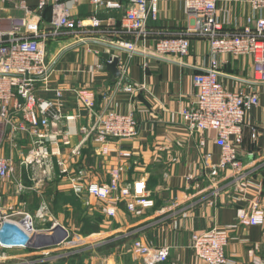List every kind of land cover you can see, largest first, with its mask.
Listing matches in <instances>:
<instances>
[{
	"label": "crops",
	"instance_id": "obj_1",
	"mask_svg": "<svg viewBox=\"0 0 264 264\" xmlns=\"http://www.w3.org/2000/svg\"><path fill=\"white\" fill-rule=\"evenodd\" d=\"M112 1L121 3L123 8H103L97 15L99 27L90 26L94 16L90 0L7 2L1 15L24 17L26 10L36 12L44 2L45 8L38 13L44 31L50 26L53 5L64 3L74 17L86 21L87 28L79 34L61 35L48 42V62L54 71L49 82L50 91L39 85L38 95L42 99L55 100L56 91H62L61 113L76 117L70 123L63 121L58 127L71 141V146L66 147L60 140L58 148L71 159L74 168H85L92 180L110 183L111 169L126 162L128 170L124 181L134 183L145 179L155 206L137 214H130L121 206L117 217H107L102 222L100 232L83 234L77 219L88 214L91 217L92 202L87 205L56 176L44 187L34 188L35 183L30 180L33 171H27L22 165L30 150L31 137L23 136L16 146L6 140L1 153L13 161L15 174L10 180L0 182L3 213L12 215L24 211L35 216L46 206L49 217L45 221L35 218V240L29 248H0L3 259L0 264H144L132 250L136 239L151 247H169L170 256L162 264H205L193 250L192 238L214 227L229 232L226 248L229 264H264V225L244 227L237 224L239 212L250 209L253 202L260 201L264 208V85L249 82L254 73L252 58L217 57L220 82L231 92L258 93L260 104L248 114L243 129L241 160L245 177L240 179L232 171H225L213 182L211 167L221 159L214 134L191 132L180 115V111L196 99L194 76L210 67L212 58L208 42L192 37L189 56L156 58L154 45L158 38L186 33L194 25L184 0H158L159 18L150 23L155 38L148 45V55H131L118 47L119 41L129 39L121 32L129 0ZM251 14L249 0L218 2V16L227 29L244 26ZM115 58L120 62L119 79L107 68ZM120 82H123L121 88ZM126 85H133L137 90L134 94L127 93L123 90ZM83 90L94 94L97 113L134 112L138 137L111 141L106 157L96 154L92 142L82 146L79 156H72V149L81 143L79 129L94 121L77 98L76 92ZM6 131L8 136L10 129ZM50 147L56 148V145ZM120 151H131L132 159H120ZM67 195L72 199H67ZM60 209L73 215L77 211L79 217L75 221L73 217L63 219ZM8 233L5 231L1 235L3 240L16 238L15 235L14 238L7 236ZM119 240L127 242L98 251L99 247Z\"/></svg>",
	"mask_w": 264,
	"mask_h": 264
},
{
	"label": "built area",
	"instance_id": "obj_2",
	"mask_svg": "<svg viewBox=\"0 0 264 264\" xmlns=\"http://www.w3.org/2000/svg\"><path fill=\"white\" fill-rule=\"evenodd\" d=\"M18 1L21 3L22 0H0V182L10 180L15 174L13 161L1 153L4 142L10 140L16 146L23 136L28 135L31 137L30 150L22 160V165L27 171H33L30 180L35 183L34 188L44 187L46 182L56 176L67 184L76 197L85 200L87 205L93 200L102 203L103 213L109 218L117 217L122 203L130 214L152 209L155 202L150 197L146 180L134 183L124 181L123 176L128 170L126 162L111 169L110 183L92 180L85 168H74L71 159L58 148L60 140L64 146H71V141L64 137L58 127L63 121L70 123L76 117H66L61 113L62 91H56L55 100L42 99L38 95L39 85L50 91L49 82L54 71L48 62V42L61 35L79 34L87 28L86 21L74 17L71 9L64 3L53 5L50 26L44 31L38 14L45 8L44 2L36 12L26 10L24 17L1 15L7 2ZM218 2L219 0H184L186 11L194 18V25L186 33L161 36L154 45V56L166 59L169 56H189L192 37L208 42L212 58L210 67L194 76L196 99L184 107L180 115L191 132L214 134L221 159L211 167L213 182L225 171H232L240 179L245 177L241 160L243 129L248 114L260 104L258 93L231 92L220 82L221 70L217 57L229 55L252 58L254 73L249 82L264 85V0H249L252 14L246 19L244 26L233 30L221 23ZM90 3L94 9V16L90 20V26L93 27L100 26L97 15L103 8H123L121 3L112 0H90ZM159 12L158 0H129L121 30L129 39L119 41L118 47L131 55L147 54L148 45L155 38L150 23L158 20ZM122 86L123 82H120L119 88ZM123 90L134 94L137 89L133 85H126ZM76 95L94 121L79 129L81 143L72 149V156H79L82 146L92 142L96 154L106 157L111 141L138 137V121L134 112L97 113L95 96L91 91H77ZM6 128L10 129L8 136ZM51 145H56V148H51ZM119 157L128 161L132 159L133 153L120 151ZM15 216L20 218L16 219ZM48 217L49 210L46 206H42L35 216L24 211L5 214L0 196V248H29L35 240V218L45 221ZM237 224L244 227L263 226L264 208L261 202L255 201L250 209H242L238 214ZM5 231L9 232L7 236L15 235L16 238L13 236V240H3L1 235ZM192 240L193 250L205 264H229L226 256L228 230L214 227L194 234ZM132 250L144 264H162L170 256L169 247H151L140 239L133 242ZM1 260L3 259L0 258Z\"/></svg>",
	"mask_w": 264,
	"mask_h": 264
},
{
	"label": "trees",
	"instance_id": "obj_3",
	"mask_svg": "<svg viewBox=\"0 0 264 264\" xmlns=\"http://www.w3.org/2000/svg\"><path fill=\"white\" fill-rule=\"evenodd\" d=\"M66 198L67 199H69V198L72 199V197L70 195H67ZM121 206H125L126 207V205L124 203H122L120 205V208H121ZM78 207H79L80 211L83 213V209L80 208V205ZM104 215L105 214L103 213V217H104ZM102 222L100 221L99 217L97 215H94L93 213H92L91 217L89 216V214H88L87 217H83L82 219L79 217V224L82 225L81 232L83 234H90V233H95V232L98 233V232H100ZM124 242H127V241L119 240V241H113V242L107 243L106 245H103V246L99 247L98 251L109 250L111 248H114L115 246L123 244ZM65 260L66 259L64 258L63 261H65Z\"/></svg>",
	"mask_w": 264,
	"mask_h": 264
},
{
	"label": "rangeland",
	"instance_id": "obj_4",
	"mask_svg": "<svg viewBox=\"0 0 264 264\" xmlns=\"http://www.w3.org/2000/svg\"><path fill=\"white\" fill-rule=\"evenodd\" d=\"M92 205H94V207H93V214L94 215H97L99 217V219H100L101 222L103 220L106 221L109 218V217L107 218V216H105V215L103 217V204L102 203H99V202L93 200L92 201ZM60 212L62 214V218L63 219L66 218V217H73L72 219L75 221L76 218L79 217L77 211L75 212L74 215L72 214V212H70L68 210H64V209H60ZM65 222L67 223V221H65ZM77 222L79 223V218L77 219ZM73 226H75V225H73ZM77 228H80V227L77 226ZM95 234H97V233L95 232Z\"/></svg>",
	"mask_w": 264,
	"mask_h": 264
},
{
	"label": "water",
	"instance_id": "obj_5",
	"mask_svg": "<svg viewBox=\"0 0 264 264\" xmlns=\"http://www.w3.org/2000/svg\"><path fill=\"white\" fill-rule=\"evenodd\" d=\"M119 59L115 58L112 62L107 64V68L114 75L115 79H119L121 77V72L119 71ZM62 228V227H60Z\"/></svg>",
	"mask_w": 264,
	"mask_h": 264
}]
</instances>
